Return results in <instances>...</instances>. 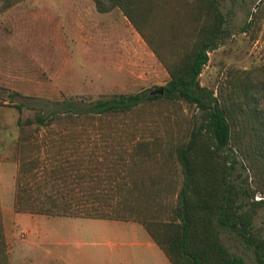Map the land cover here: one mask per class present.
<instances>
[{
  "label": "trees",
  "instance_id": "1",
  "mask_svg": "<svg viewBox=\"0 0 264 264\" xmlns=\"http://www.w3.org/2000/svg\"><path fill=\"white\" fill-rule=\"evenodd\" d=\"M14 1L0 0V10ZM259 1L256 20L264 9ZM93 2L99 11L121 10L168 79L162 92H119L82 104L64 99L61 107L18 116L15 211L136 219L171 264H246L221 241L220 231L228 228L252 248L255 264H264V230L253 228L264 204V63L229 67L214 87L201 83L209 51L229 34L220 0ZM158 98L199 110L184 139L165 154L156 139L106 121ZM15 106L20 112L28 108L24 102ZM69 116L98 122L80 124ZM41 130L47 136L40 141ZM237 163L253 171L254 185L235 180ZM256 192L262 197L254 199Z\"/></svg>",
  "mask_w": 264,
  "mask_h": 264
},
{
  "label": "rangeland",
  "instance_id": "2",
  "mask_svg": "<svg viewBox=\"0 0 264 264\" xmlns=\"http://www.w3.org/2000/svg\"><path fill=\"white\" fill-rule=\"evenodd\" d=\"M256 3L261 2L220 0L229 34L209 51L198 76L202 84L214 87L229 67L264 63V9L256 20ZM167 79L165 67L117 7L99 11L93 0H16L0 10V264H121L123 254L129 253V261H143L139 264H170L159 248L163 258L156 262L140 239L118 236L96 223L98 219L83 224L84 218L39 215V220L31 221L25 218L30 214L13 207L18 116L32 117L39 108L61 107L64 99L73 98L82 104L119 92L148 88L150 92ZM20 102L28 105L21 112L15 106ZM197 117L199 110L193 105L158 98L122 116H109L106 121L156 139L165 154L171 144L184 139ZM66 120L98 122L97 117L69 116ZM39 133L40 141L47 136L45 130ZM89 147L92 149V145ZM41 149L40 154L45 155L47 146ZM163 168L165 171L160 172L165 182L168 178ZM232 175L244 185L247 181L255 184L253 171L242 168L241 163ZM181 178L178 167V183ZM171 195L162 192L164 200ZM260 197L262 194L256 192L253 198ZM27 226L53 235L26 243ZM9 227L17 231V236L7 235ZM253 228L255 232L264 230V204L254 216ZM220 239L232 253L242 255L246 264H255L252 248L234 230L223 228ZM107 240L118 244L111 245Z\"/></svg>",
  "mask_w": 264,
  "mask_h": 264
},
{
  "label": "crops",
  "instance_id": "3",
  "mask_svg": "<svg viewBox=\"0 0 264 264\" xmlns=\"http://www.w3.org/2000/svg\"><path fill=\"white\" fill-rule=\"evenodd\" d=\"M31 221L34 220H39V215H44V214H39V213H29L27 212ZM73 218H81V219H76V220H83L86 219V221H82L81 223L87 224L90 223L91 220L98 219V221H95L96 223L103 225L105 228L113 230L118 236H123V237H128L131 236L133 239H140V244H145L150 248L152 251V255L155 257V261H159V257L163 258L159 249L162 251V249L158 246V244L152 239L150 233L147 231V229L144 227V225L136 220V219H115V218H94V217H84V216H70ZM28 227V238L26 239V243L28 240H32V238H37V239H43L45 240L47 237H52L53 233L45 231L44 229H39L35 228L34 226H27ZM7 235L10 237H13L14 235L17 236V231L14 230L12 231V227L7 228L6 231ZM25 240V239H21ZM47 240V239H46ZM108 243L111 245H116L118 242H112L107 240ZM159 248V249H158ZM163 252V251H162ZM164 253V252H163ZM130 257H132V254H123V263L121 264H135V263H143V261H137V262H132V259L129 261ZM168 259V258H167ZM171 264V263H170Z\"/></svg>",
  "mask_w": 264,
  "mask_h": 264
},
{
  "label": "water",
  "instance_id": "4",
  "mask_svg": "<svg viewBox=\"0 0 264 264\" xmlns=\"http://www.w3.org/2000/svg\"><path fill=\"white\" fill-rule=\"evenodd\" d=\"M257 5H258V3L255 4V7H257ZM249 22H248V24H249ZM162 91H163V88L161 86L150 90L151 93H153V92H162Z\"/></svg>",
  "mask_w": 264,
  "mask_h": 264
}]
</instances>
